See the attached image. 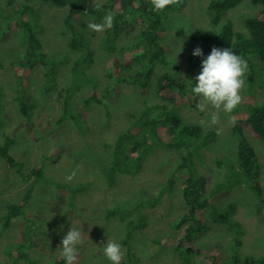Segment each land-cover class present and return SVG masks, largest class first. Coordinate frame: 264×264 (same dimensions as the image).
<instances>
[{
  "label": "rangeland",
  "instance_id": "obj_1",
  "mask_svg": "<svg viewBox=\"0 0 264 264\" xmlns=\"http://www.w3.org/2000/svg\"><path fill=\"white\" fill-rule=\"evenodd\" d=\"M209 1L180 0L174 9L162 14L165 21L162 41L168 60L176 59L179 63L178 78L185 86L183 91L174 92L180 101L176 109L185 122L200 125L209 134L207 141L193 139L179 150L146 149L140 144L141 135L144 136L140 126L150 118V113L144 115L147 105L163 103L153 95V88L166 66L155 68L151 86L144 93L129 83H118L103 98L107 108L96 102L87 103L96 90L101 95L106 87L114 85L106 76L108 62L114 57L122 59L133 49L135 37L145 25L142 13L137 14L136 21L128 19L111 52H106L102 45L108 29L96 32L88 27L89 23H101L103 19H78V25L87 24L84 31L79 30L90 39L94 52L89 62L79 66L73 75L72 66L82 53L68 46L72 34L64 23L66 9L42 0H0V139L5 136L15 139L10 153L23 160L24 172L41 166L49 179L48 184L41 180L34 186L25 207L28 219H14L0 236V264L11 262L8 255L11 244L28 243L25 231L28 224L34 227L26 251L38 264H53L61 257L58 249L62 238L72 227L79 228L84 235V244L77 249V264H110L103 255L108 239L121 245L124 252L121 264H202L205 259L202 255L190 254L186 248L176 251L173 247L189 210L184 187L190 170H177L188 150L194 154L190 168L196 177L204 179L205 194L224 184L225 194L216 202L217 207L224 211L233 204L232 220L240 223L242 229L231 231L221 223H214L206 208L202 219L209 228L198 235L196 246L208 252L218 251L225 264L236 259L243 261L247 256L264 257V142L247 129L238 134L234 130L237 121L244 117L246 98L231 114L235 124H229V117L221 113L220 125L207 128L201 123L205 114L196 111L199 98L191 92L194 78L201 72L202 58L194 66H188L185 58L197 47L206 48L201 41H195L194 35L216 32L210 24ZM27 7L28 13L22 14ZM135 7L138 5L133 4ZM260 11L261 7L252 0H244L225 19L234 23L235 30L246 31V18ZM36 40L39 52L46 55L45 59L53 60L58 69L53 68L56 72L51 76L46 75L51 67L42 63L43 58L29 75L28 71L16 68L20 59H26L31 41ZM24 74L28 77L25 83L20 81ZM19 85L37 104L32 121L22 116L15 100ZM256 96L264 100V89ZM65 103L68 114L80 118V125L71 119L61 121ZM217 128L222 129L220 135ZM131 135L135 137L123 138ZM240 140L248 143L257 158V169L251 177L239 166ZM135 141L138 149L132 156L137 165L126 159L129 150L136 146ZM72 173L75 176L69 182L65 178ZM36 178L32 176L29 182H23L15 168L0 156V229L7 207L19 204ZM75 187H79L78 192L73 194ZM111 208L118 212L109 217ZM131 223L144 226L133 229ZM237 235L239 246L234 240Z\"/></svg>",
  "mask_w": 264,
  "mask_h": 264
},
{
  "label": "trees",
  "instance_id": "obj_2",
  "mask_svg": "<svg viewBox=\"0 0 264 264\" xmlns=\"http://www.w3.org/2000/svg\"><path fill=\"white\" fill-rule=\"evenodd\" d=\"M30 1V0H28ZM47 3H53L59 8H64L67 11L65 19V27L67 31L71 32L72 38L68 42V46L72 51H77L79 55L75 60L71 73L73 75L77 73L78 67L82 64H87L90 58L93 57L94 50L91 47V41L85 34L81 33L79 29H86L87 24L82 22L77 24L78 19H84L91 17L94 19H103L107 12L111 11L115 13L113 27L108 29L105 35V39L102 42L104 50L112 51L115 47L116 38L123 26L129 22L136 21L137 14L142 13L143 21L145 25L142 27L138 35L135 37L134 47L130 51L124 54L122 59L114 57L108 62L106 76L115 82L114 85H110L109 88L104 89L103 94L97 92L93 93V96L87 100V103L96 102L107 108L108 104L103 98H107L113 90L117 88L118 83H129L136 86L141 93L147 91V88L151 86V77L158 65L166 66L160 77L157 79L155 88H153V95H156L163 103H157L153 105H147L144 115L148 113L150 118H147L145 124L141 125V132H144V136L141 135V145H144L146 149L152 147H163L165 149H182L186 147V144L190 140L198 141L209 139V134L205 133V130L197 124H191L185 122L181 115L178 114L176 109V103H180L177 100L176 94L179 89L185 87L181 84L182 79L178 78L180 71V65L176 59L173 61L168 60L167 47L162 41V30L165 26L162 12L154 11L150 0H100L99 3L102 7L97 9L91 0H42ZM133 1V2H132ZM146 1V2H145ZM244 0H210L207 9L210 12V24L216 29L215 33H203L199 32L194 35L195 41H201L202 49H204V58H206L213 47L220 49H231L238 55H242L248 63L247 83L244 95L246 98V107L244 109V117H241L235 125V132L247 129L251 135L264 142V100L258 99L256 96L259 90L264 89V0H252L253 4L261 7V11L253 17H248L245 20L246 31L235 30L234 23L230 19H225L227 15L235 8H237ZM140 2V3H139ZM149 2V3H148ZM145 3V4H144ZM146 3H148L146 5ZM133 4L138 7L133 8ZM174 9V6H170L168 9ZM28 13V7L22 11V14ZM39 43L32 42L28 46V52L26 59L19 60L16 68L19 67V71L24 73L31 70L40 63L50 65L51 69L47 70V77L55 74V63L45 59L46 55L39 52ZM255 57V58H253ZM201 59L193 55L191 51L185 58V62L188 66H194ZM202 60V59H201ZM21 67V68H20ZM20 81L28 82V77L23 75ZM179 99V96H178ZM20 113L28 120L32 121L37 104L32 101L29 95L24 93L23 86L19 85L15 98ZM68 104L65 103V116L61 121H67L71 119L76 124L80 125V118L77 115L68 114ZM142 117L140 118V122ZM240 136H243L242 133ZM134 135L126 136L123 138L132 139ZM136 145L126 155L127 161L130 163L136 162L132 156V152L138 149ZM15 143V139L11 136H5L0 139V156L6 161L8 166L15 168L17 175L23 182H29L32 176L37 177L26 192L25 197L19 204L9 205L7 207L4 216V223L0 229V236L5 229H8L12 221L16 218L23 217L28 219L25 213V207L30 199L33 188L37 182L43 181L48 184V180L41 166L34 167L30 171H23L24 164L22 159L18 160L11 153V146ZM248 143L242 140L239 141V149L237 151L239 166L243 170L244 174L251 177L255 174L257 169V158L254 152L251 150ZM194 154L190 150L181 158V163L178 165L177 170H186L189 168L190 176L185 180L184 187L185 199L189 207L188 212L184 216L182 224L184 226L181 229V235L178 239L173 241V247L176 251L181 249L187 250L190 254L202 255L205 259L202 264H225L220 259V253L218 251L208 252L200 249L196 246V239L199 234L208 230L209 226L203 221L202 216L208 208L210 220L214 223H221L225 225L231 231L242 232L241 225L238 222L232 220V213L235 206L233 204L224 211H219L216 202L221 198L225 191L223 189L224 184H219L215 189H212L209 193L204 192V179L196 177L197 175L191 170V164ZM140 159H142L140 157ZM191 163V164H190ZM49 182H53L52 180ZM54 185L58 187L61 184L54 182ZM79 187L72 189L73 194L78 192ZM256 189L257 186H256ZM118 212V209L111 208L108 211V216L111 217ZM33 221V220H31ZM34 223V222H33ZM134 225L131 223L130 226ZM144 226L143 223L134 225L133 229H138ZM34 225H27L25 231L28 238L27 244H11L8 255L11 257V262L7 264H38L36 258H32L26 251V248L32 242V228ZM131 230V235L133 234ZM237 245H240L238 235L235 236ZM65 260L62 257H58L53 264H65ZM185 264H190L186 262ZM230 264H264V257L247 256L243 261L236 259Z\"/></svg>",
  "mask_w": 264,
  "mask_h": 264
},
{
  "label": "clouds",
  "instance_id": "obj_3",
  "mask_svg": "<svg viewBox=\"0 0 264 264\" xmlns=\"http://www.w3.org/2000/svg\"><path fill=\"white\" fill-rule=\"evenodd\" d=\"M156 12H162L170 6L178 5L180 0H150ZM94 7H102L99 0H92ZM114 12H107L101 23L91 22L88 24L90 30L102 32L113 27ZM193 55L202 58L201 72L194 78V87L191 92L199 98L196 111L205 114L201 121L202 126L214 128L221 123V113L229 117L228 123L235 124L231 114L244 102L243 92L246 89L248 63L242 55H238L231 49H220L213 47L211 53L204 58L201 48L197 47ZM191 81V80H190ZM222 129L217 128V135ZM75 176H66L71 181ZM84 244V235L79 228L72 227L64 234L61 246L58 249L60 256L66 264H77L78 246ZM103 255L110 264H121L124 252L119 243L108 239L103 246Z\"/></svg>",
  "mask_w": 264,
  "mask_h": 264
}]
</instances>
